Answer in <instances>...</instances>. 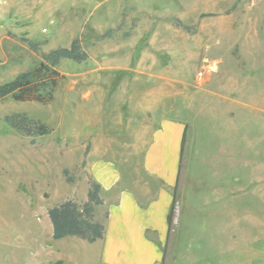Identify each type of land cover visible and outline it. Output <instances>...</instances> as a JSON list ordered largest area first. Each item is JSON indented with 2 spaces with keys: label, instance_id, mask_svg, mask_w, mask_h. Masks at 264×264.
I'll list each match as a JSON object with an SVG mask.
<instances>
[{
  "label": "rangeland",
  "instance_id": "374dc122",
  "mask_svg": "<svg viewBox=\"0 0 264 264\" xmlns=\"http://www.w3.org/2000/svg\"><path fill=\"white\" fill-rule=\"evenodd\" d=\"M252 1L0 0V85L40 62L37 53L8 32L40 42L42 52L68 47L78 36L89 54L81 63L61 62L63 78L51 102L0 100V264L53 263L69 250L68 239L52 238L48 210L68 199L78 203L87 182L84 159L89 138L98 130L85 114L96 102L99 134L122 147L129 143L128 131L107 123L114 110L129 109L119 100L126 97V78L138 73L127 67V50L135 49L138 58L155 29L168 49L175 48L167 76L183 83L186 99L192 87L207 97L197 104L202 112L194 113L187 188L202 179L209 194L212 172L202 157H219L213 154L219 147L236 152L229 174V214L194 217L190 227L183 225L177 232L170 259L160 264H264V0ZM111 29V36L100 38ZM201 29L212 31L207 47ZM198 48L210 61H219L217 66L199 68V62L190 61ZM204 72L213 76L207 93L197 88L196 77ZM225 77L230 83H222ZM120 79L125 83H118ZM86 88L92 91L87 99ZM185 94L179 105L186 103ZM14 113L52 131L41 137L22 135L5 121ZM112 157L110 153L105 160ZM64 169L73 182L66 181ZM85 264L103 263L96 259Z\"/></svg>",
  "mask_w": 264,
  "mask_h": 264
},
{
  "label": "crops",
  "instance_id": "0c3cea01",
  "mask_svg": "<svg viewBox=\"0 0 264 264\" xmlns=\"http://www.w3.org/2000/svg\"><path fill=\"white\" fill-rule=\"evenodd\" d=\"M201 30L200 34L205 41L202 45L207 47L206 38L212 31ZM150 36L138 58H134L135 49L129 47L127 50V67L134 68L133 71L138 73L126 78V97L119 100L129 109L114 110V115L107 123L108 128L128 131L129 143L122 147L116 144L115 139L99 134L102 120L98 117L96 102L94 106L97 107L87 109L85 114L87 121L96 125L98 134H92L95 136L89 138L90 150L84 159L87 182L83 184L77 201L83 203L87 200L89 177L100 183L103 204L96 206L94 218L104 225L105 233L102 239L93 243L73 236L60 239H68L70 242L69 250L59 259L63 264H85L88 260L96 259L103 264H160L164 250L165 259H170L177 232H180L183 225L190 227V221L197 215L204 219H214L217 215L224 217L225 212L229 214L231 210L229 174L236 152L232 153L229 149L226 152L222 150L223 147H219L220 150L218 148L213 152L214 155L218 153L219 157H202L212 172L209 194L204 192L202 179L193 182L190 189L187 188V163L195 127L194 113L197 110L202 112L197 104L207 97L206 94L199 96L195 92L196 88L192 87L190 98L186 99L183 83L178 84L167 76L166 69L173 67L172 60L175 57L172 53L175 48L168 49L160 40V29L153 30ZM190 54V61L199 62V68L211 66L212 63L217 66L219 62L210 61L199 48L196 53ZM108 67L106 65L104 68ZM212 80V74L204 72V75L196 77L197 88L207 93L211 90ZM121 81L118 83H125ZM230 81V77H225L222 83ZM86 90L85 99L92 94V91ZM184 94L187 101L185 104L182 101L180 106L178 99H183ZM222 97L223 100L232 99L231 96ZM229 114L232 116L233 112ZM184 131L186 142L182 153ZM100 147L111 150L100 151ZM98 152L103 155L102 158L98 157ZM110 153L113 157L105 160ZM206 153L209 154V150ZM175 190L171 229L168 231L167 216L174 201Z\"/></svg>",
  "mask_w": 264,
  "mask_h": 264
},
{
  "label": "trees",
  "instance_id": "16d2710c",
  "mask_svg": "<svg viewBox=\"0 0 264 264\" xmlns=\"http://www.w3.org/2000/svg\"><path fill=\"white\" fill-rule=\"evenodd\" d=\"M177 26H182L179 22ZM113 29L104 32L100 38L111 36ZM129 35V33H126ZM8 35L26 44L40 57V62L34 68L17 74L13 79L0 85V100L10 98L18 102H37L47 104L54 98L57 86L63 75L58 70L63 60H72L77 63L86 61L89 54L81 39L75 37L68 47H58L48 52L41 51V43L28 37H17L8 32ZM7 124L17 132L26 136L41 137L50 134L52 129L38 120H34L21 113H14L5 117ZM186 142V132L183 133L181 152ZM66 181L71 183L68 169L63 171ZM87 200L77 203L72 199L65 200L48 210V218L52 225V238L60 240L73 236L93 243L104 237L105 227L94 218L95 208L103 204L100 196L101 185L91 177L88 178ZM174 201L167 216L168 231L171 229ZM165 253L162 261H165ZM47 264H63L61 260Z\"/></svg>",
  "mask_w": 264,
  "mask_h": 264
}]
</instances>
